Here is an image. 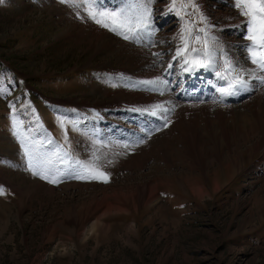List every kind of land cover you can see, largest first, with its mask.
Wrapping results in <instances>:
<instances>
[{"label": "rangeland", "instance_id": "rangeland-1", "mask_svg": "<svg viewBox=\"0 0 264 264\" xmlns=\"http://www.w3.org/2000/svg\"><path fill=\"white\" fill-rule=\"evenodd\" d=\"M198 2L189 23L153 0L137 33L152 38L133 47L84 0H0V264H264V71L232 27L234 1ZM200 14L215 64L193 69L209 75L187 102L167 69L197 57L173 59L184 24L205 27ZM195 28L189 49L202 47ZM225 56L250 89L238 99L210 96L226 86ZM156 104L169 111L133 110ZM81 164L108 182L73 178Z\"/></svg>", "mask_w": 264, "mask_h": 264}, {"label": "snow or ice", "instance_id": "snow-or-ice-1", "mask_svg": "<svg viewBox=\"0 0 264 264\" xmlns=\"http://www.w3.org/2000/svg\"><path fill=\"white\" fill-rule=\"evenodd\" d=\"M68 2V0H66ZM76 4V0H71ZM153 0H144L143 3H133L127 8L120 9L118 11H104L98 10V0H84L87 5L85 11L88 12V16L97 24L102 27L123 36L124 39L135 38L138 32L147 30L150 27L152 9L150 7ZM78 7L79 4H76ZM233 6L238 10V13L243 20L240 25L236 27H243V39L248 43L243 45L247 49V53L253 65H255L261 71H264V0H234ZM188 7L193 8L199 13V8L195 3H180L179 9H186ZM177 11V15H180V11L177 10V0H172V4L169 11ZM199 19L205 24V27L195 28L193 24L191 27L188 23H185L180 34L181 41L184 42L183 48H178L173 59L177 57L185 56L189 51L197 53V57L187 58L184 60V64L188 67L184 68V71H191L195 68L210 69L214 66L215 60L213 58V49L209 43V29L207 18L200 14ZM198 33L203 34L202 47L189 49L188 43L192 37L193 29ZM187 37V39H186ZM195 40L197 43H201V36L196 35ZM212 41L216 40L215 36L211 37ZM204 57L200 59L199 57ZM224 65L226 71H217L215 75L220 79L226 81V86L217 89L221 93L222 97L238 95L240 91L250 90L248 88L247 81L244 80L239 73H237L233 62L225 56ZM171 67V65H169ZM231 73V75H229ZM262 83H264V76L258 77ZM160 77L156 78V81H143L144 84H154L160 81ZM134 111L150 112L151 115L156 116L158 112H167L169 109L165 108L163 104H156L151 109H133ZM170 121L165 117V126ZM159 131V129H156ZM144 140H140L139 143H144ZM124 147H128L125 145ZM27 151V150H26ZM61 163L65 161L61 160ZM50 163V161H49ZM29 167L33 170L35 175H40L43 179H49V176L45 172L37 171L36 166L32 163ZM79 173L75 174L73 178L79 180H101L108 182V175L100 168H97L88 164L80 165ZM51 183H59L58 178L50 179Z\"/></svg>", "mask_w": 264, "mask_h": 264}, {"label": "crops", "instance_id": "crops-1", "mask_svg": "<svg viewBox=\"0 0 264 264\" xmlns=\"http://www.w3.org/2000/svg\"><path fill=\"white\" fill-rule=\"evenodd\" d=\"M96 25H98V26H100L101 28H102V26L101 25H99V24H97V23H95ZM103 29L105 30V31H107L109 34H111V32H110V30H108V29H106V28H104L103 27ZM116 35V37L118 38V39H120L119 38V36H118V34H115ZM136 38H138V39H140V38H143V40H145V38H147L145 35H137L135 38H132V39H125V40H122V39H120L121 41H123V42H126V43H128V45H131V46H133V47H136V44H135V39ZM144 44V43H143ZM144 46H145V44H144ZM138 47H141L140 45H138Z\"/></svg>", "mask_w": 264, "mask_h": 264}, {"label": "bare ground", "instance_id": "bare-ground-1", "mask_svg": "<svg viewBox=\"0 0 264 264\" xmlns=\"http://www.w3.org/2000/svg\"><path fill=\"white\" fill-rule=\"evenodd\" d=\"M98 38H99V37H98ZM171 65H172V64H171ZM169 68H171V67H169ZM175 70H176V69H175ZM167 74H168V72H167ZM198 76H199V75H198ZM172 77H173V76H172ZM200 78H202V77H200ZM200 78H198V79L200 80ZM169 83H170V82H169ZM199 83H200V82H199ZM200 84H201V83H200ZM174 89H175V88H174ZM211 89H212V88H211ZM175 94H177V93H175ZM202 94H203V93H202ZM211 104H212V103H211ZM163 105H164V104H163ZM210 106H211L210 103L207 104V105H205V104H204V105H201L202 109H196V111H197V112H201V111L203 112L204 109H205V112L208 113L207 111L210 109V108H209ZM167 108H168V107H167ZM200 110H201V111H200ZM185 113H186V112H185ZM188 113H189V112H188ZM191 116H192V115H188V117H190V118H191ZM159 118L161 119V116H159ZM188 119H189V118H188ZM152 192H153V191H152ZM152 192H151V193H152Z\"/></svg>", "mask_w": 264, "mask_h": 264}]
</instances>
